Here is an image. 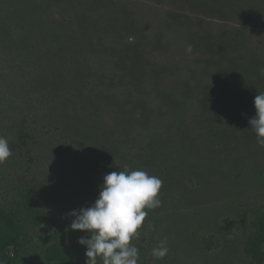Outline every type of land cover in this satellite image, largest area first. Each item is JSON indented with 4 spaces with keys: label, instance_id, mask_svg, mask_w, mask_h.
Masks as SVG:
<instances>
[{
    "label": "rangeland",
    "instance_id": "1",
    "mask_svg": "<svg viewBox=\"0 0 264 264\" xmlns=\"http://www.w3.org/2000/svg\"><path fill=\"white\" fill-rule=\"evenodd\" d=\"M260 92L264 0H0V117L46 122L32 173L49 221L22 264H58L43 258L53 233L86 264L68 213L125 168L162 180L132 241L139 264H252L242 248L252 214L264 216V147L248 123Z\"/></svg>",
    "mask_w": 264,
    "mask_h": 264
},
{
    "label": "clouds",
    "instance_id": "2",
    "mask_svg": "<svg viewBox=\"0 0 264 264\" xmlns=\"http://www.w3.org/2000/svg\"><path fill=\"white\" fill-rule=\"evenodd\" d=\"M191 46L187 51L191 52ZM255 115L248 121L256 142L264 147V92L254 97ZM12 152L8 140L0 137V164ZM162 180L144 170L113 171L103 177L94 203L68 213L69 229L84 233L77 243L86 248V264H139V249L132 243L139 239L148 212L160 207L158 199ZM166 240L152 249L151 255L162 260L168 254Z\"/></svg>",
    "mask_w": 264,
    "mask_h": 264
},
{
    "label": "trees",
    "instance_id": "3",
    "mask_svg": "<svg viewBox=\"0 0 264 264\" xmlns=\"http://www.w3.org/2000/svg\"><path fill=\"white\" fill-rule=\"evenodd\" d=\"M12 27L18 32L19 27ZM33 34L40 36L41 31L36 29ZM46 38L58 46V38ZM39 116L38 113L31 112L16 118L0 117V137L8 140L12 152L3 163L8 166V170L0 184V264H22V253L33 242L35 230L49 221V216L42 207V189L38 176L32 173L33 166L36 165L34 150L46 128V122L40 123ZM14 157L24 162V171L10 169L9 160ZM250 223L252 230L243 244V253L252 264H264V216L256 211L250 217ZM50 240L55 243L47 245ZM42 242L45 261L58 264L73 262L71 248L59 244L57 234L53 233L42 239ZM202 243L210 252L214 240L204 237ZM10 247L16 249L13 256L6 253V249Z\"/></svg>",
    "mask_w": 264,
    "mask_h": 264
}]
</instances>
